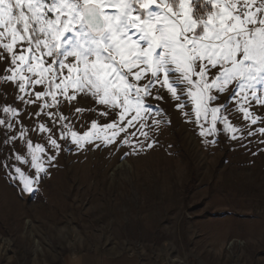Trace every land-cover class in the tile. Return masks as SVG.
I'll return each instance as SVG.
<instances>
[{
	"label": "snow or ice",
	"instance_id": "1",
	"mask_svg": "<svg viewBox=\"0 0 264 264\" xmlns=\"http://www.w3.org/2000/svg\"><path fill=\"white\" fill-rule=\"evenodd\" d=\"M4 61L0 82L15 85L16 99L24 105L38 104L35 115H46L53 126L60 121L66 129L56 138L53 128L38 125V131L49 133V154L26 138L21 113L3 107L0 126L12 132L20 123L18 138L27 146V154L15 155V161L32 171L4 163L0 170L8 169L23 193L38 191L61 151L71 150L59 141L70 142L77 152L118 141L131 149L129 155L153 150L158 143L153 133L171 123L149 103L164 100L161 90L178 102L205 145L215 146L221 131L237 142L245 135L264 137V126L252 131L264 125V116L254 109L264 110V0H0ZM38 86L42 90L30 91ZM225 93L234 102L231 108L217 104ZM79 94L90 95L102 106L90 110L111 115L112 121L93 120L81 134L63 123L68 117L50 111L59 109L60 97L71 103ZM84 111L75 108L77 114ZM16 139L13 134L3 143Z\"/></svg>",
	"mask_w": 264,
	"mask_h": 264
},
{
	"label": "rangeland",
	"instance_id": "2",
	"mask_svg": "<svg viewBox=\"0 0 264 264\" xmlns=\"http://www.w3.org/2000/svg\"><path fill=\"white\" fill-rule=\"evenodd\" d=\"M7 63L0 62V77ZM36 90L42 89L30 91ZM18 94L15 85L0 82V119L4 106L15 107L26 138L51 154L49 133L38 125L53 128L56 138L66 129L35 115L38 104L24 105ZM160 94L163 101L149 103L171 123L153 133L158 143L151 151L129 155L131 149L118 141L77 152L59 141L71 150L61 151L39 190L30 194L9 179L8 169L0 170V264H60L80 256L133 264H264V137L245 135L237 142L221 131L215 146L205 145L178 102L166 90ZM59 99V109L50 111L68 117L63 123L81 134L93 120L112 121L111 115L90 110H102L90 95L79 94L71 103ZM225 102L233 106L229 93L217 104ZM76 107L85 111L77 114ZM254 109L264 116V110ZM231 119L244 124L237 115ZM5 127L0 126V163L32 171L14 158L27 154L18 138L21 124L14 123L12 132ZM13 134L17 139L5 145Z\"/></svg>",
	"mask_w": 264,
	"mask_h": 264
},
{
	"label": "crops",
	"instance_id": "3",
	"mask_svg": "<svg viewBox=\"0 0 264 264\" xmlns=\"http://www.w3.org/2000/svg\"><path fill=\"white\" fill-rule=\"evenodd\" d=\"M60 264H133L127 260H119V261H105L100 259L98 256L88 257V256H80L77 258H69L63 261Z\"/></svg>",
	"mask_w": 264,
	"mask_h": 264
},
{
	"label": "bare ground",
	"instance_id": "4",
	"mask_svg": "<svg viewBox=\"0 0 264 264\" xmlns=\"http://www.w3.org/2000/svg\"><path fill=\"white\" fill-rule=\"evenodd\" d=\"M236 241V240H235ZM235 241L233 240V241H231L230 243H229V245H231V244H233V243H235ZM238 244H240V242H237Z\"/></svg>",
	"mask_w": 264,
	"mask_h": 264
}]
</instances>
